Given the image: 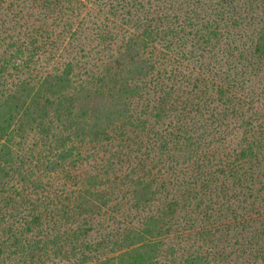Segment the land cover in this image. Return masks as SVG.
<instances>
[{"label":"trees","instance_id":"trees-1","mask_svg":"<svg viewBox=\"0 0 264 264\" xmlns=\"http://www.w3.org/2000/svg\"><path fill=\"white\" fill-rule=\"evenodd\" d=\"M0 65V264H264V0H0Z\"/></svg>","mask_w":264,"mask_h":264},{"label":"rangeland","instance_id":"rangeland-1","mask_svg":"<svg viewBox=\"0 0 264 264\" xmlns=\"http://www.w3.org/2000/svg\"><path fill=\"white\" fill-rule=\"evenodd\" d=\"M0 67H1V65H0ZM26 72L27 71H24L23 69L16 70V69H12V67H8L7 71L5 73L1 74L3 77H5V80H6V84H4L5 86H2V87L5 89L6 88H9V89L14 88V86L16 84H19L18 83L19 81L28 77L26 75L27 74Z\"/></svg>","mask_w":264,"mask_h":264}]
</instances>
